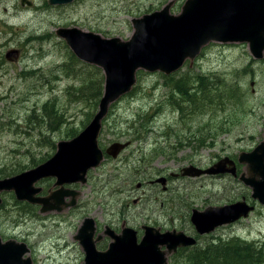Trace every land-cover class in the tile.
<instances>
[{"label": "rangeland", "instance_id": "rangeland-1", "mask_svg": "<svg viewBox=\"0 0 264 264\" xmlns=\"http://www.w3.org/2000/svg\"><path fill=\"white\" fill-rule=\"evenodd\" d=\"M31 1V7L22 5L21 0H1L0 4V168H5L0 179L47 160L56 152L57 143L66 139L64 131L68 127L76 125L81 131L92 119L89 108L66 95L77 81L62 70L70 49L56 36V30L60 26H77L104 37L129 39L134 32V18L160 10L170 2L74 0L68 5H50L48 0ZM185 2L177 0L170 12L180 13ZM41 36L46 37L45 42L28 40ZM10 46L22 47V55L14 63L1 62ZM197 75L209 76L218 90V101L222 88L238 87L244 104L238 105L235 98L227 101L225 109L215 107L213 114L207 113L208 109L194 115L181 112L172 100L176 99L183 109L187 106L169 77L177 81ZM53 99L64 116L58 123L52 120L60 130L48 133L41 128L48 122L41 117V108ZM33 109L37 111L36 119L31 120ZM142 125H148L150 130H142ZM222 126L226 132L220 134ZM40 130H44V135ZM137 130L143 133L134 139ZM213 132L219 136L211 137ZM46 135L55 147L46 143ZM208 136V145H201L200 141ZM127 140L132 144L117 158L106 155L97 168L89 171L87 183L66 184L81 192L76 207L41 213L40 205L30 204L33 207L29 208L22 205L29 203L18 201L14 192H3V239L26 242L33 264H82L85 254L75 235L87 216L96 219L100 231L106 225L121 228L126 221L141 236V224L154 219L162 227L184 229L193 235V208L203 210L245 197L256 205L255 211L248 218L203 236L201 242L239 236L264 247V205L252 198L250 186L231 174L217 178L179 174L181 168L190 164L207 167L224 156L237 160L241 152L254 149L264 140V58L252 55L248 43L211 42L193 61L187 59L169 75L138 70L136 88L110 109L99 144L105 149L114 141ZM159 151H167L169 156L159 155ZM34 160L38 163L33 164ZM238 166L248 175L246 164ZM160 176L168 178L166 190L161 183H152ZM55 180L51 177L37 182L43 188L41 194L54 191ZM139 182L142 187H137Z\"/></svg>", "mask_w": 264, "mask_h": 264}, {"label": "water", "instance_id": "water-1", "mask_svg": "<svg viewBox=\"0 0 264 264\" xmlns=\"http://www.w3.org/2000/svg\"><path fill=\"white\" fill-rule=\"evenodd\" d=\"M71 1L48 0L52 5ZM24 2L33 5L32 1L22 0L23 5ZM173 3L170 1L161 10L134 18V32L126 40L118 36L103 37L77 27L58 30L75 56L103 69L105 85L98 111L78 135L60 140L57 151L49 159L0 179V193L3 190L14 191L18 200L42 205V213L62 212L75 206L81 193L65 185L85 184L88 171L98 167L105 155L116 158L131 144L130 140L116 141L104 151L99 145V136L111 105L136 84L138 69L171 74L180 69L188 58L193 61L202 47L211 41L247 42L254 56L264 57V0H186L179 14L170 12ZM16 53L12 51L8 56ZM238 162L248 168V175L243 172L239 179L252 188V198L264 205V140L253 150L241 152ZM204 174L238 177L237 163L230 156H225L207 168L190 164L181 170L182 176L200 177ZM49 177L56 178L55 187L59 188L48 196L39 195L42 187L36 183ZM165 181L163 176L153 182H161L166 189ZM69 196H72L70 202L66 200ZM255 208L256 205L248 203L244 197L230 204L208 206L203 210L195 208L191 221L198 234L206 235L217 227L248 217ZM145 229L146 233L139 242L137 231L131 227H124L119 234L107 227L106 233L111 234L114 240L108 249L99 250L96 242L102 234L95 239L96 221L93 217H86L76 235L85 252L82 264H168L167 257L158 251L160 242L170 246V251L178 246L197 244L193 235L159 234L152 227ZM29 252L26 242L3 240L0 235V264H33Z\"/></svg>", "mask_w": 264, "mask_h": 264}, {"label": "trees", "instance_id": "trees-1", "mask_svg": "<svg viewBox=\"0 0 264 264\" xmlns=\"http://www.w3.org/2000/svg\"><path fill=\"white\" fill-rule=\"evenodd\" d=\"M68 54V62L62 66V70L68 76L73 77L77 81V85L69 88L66 91V95L68 98L74 97V99L77 98L78 101L82 102L85 107L91 110L89 115H92L93 118L98 110L99 102L104 92L105 76L103 70L98 66L81 61L70 50L68 51ZM169 82H175L173 87L179 93L187 108L183 109L176 99L172 100V103L176 104L179 107L178 109L181 112L184 111L187 115L198 114L206 109H208L207 113L213 114L212 112L215 107L221 106L225 109L227 101L232 99L235 100V98H237L238 105L244 104V98L241 96V93H239L238 87L236 89L222 88L221 96L218 101V90L215 88L209 76H186L177 81L170 76ZM189 84L196 86V90L191 86L189 87ZM71 89H73V91H71ZM58 105L56 99H53L44 104L41 108V112L44 114V116L41 117L48 120L46 124H42L41 128L45 129L48 133H54L55 131L60 130L53 122L55 121L58 123L59 119H63L64 116L61 109L57 107ZM36 113V111H33L30 114L29 119H36ZM84 126H86V124H84ZM143 129L145 131L150 130L148 125H142V130ZM142 130L134 132V139L141 138V134L143 133ZM43 131L40 130L41 135H44ZM79 131L80 128H77L76 125L68 127V129L64 131L65 138H72L76 136ZM210 131L211 129H208V132ZM225 132V127L222 126L218 133L223 134ZM213 134H215V132H213ZM46 136L44 137L46 143L55 147V142L49 136ZM208 139L209 136L205 138V141L201 140L200 144L207 146ZM189 143L191 144L192 141H189ZM166 152L167 151H159L158 154L164 155ZM37 163L38 162L35 160L33 161V164ZM4 169L5 168H0V173H2ZM25 169L27 168H22V171ZM16 173L17 172L12 171L10 175ZM22 205H28L29 208L33 207L30 204L25 203ZM1 207L2 206H0V208ZM22 209L25 212L27 211V209H24L23 207ZM172 264H264V247L258 246L253 241L241 239L239 236H232L226 239L220 237L204 243L199 242L195 246L181 249L174 257Z\"/></svg>", "mask_w": 264, "mask_h": 264}, {"label": "flooded vegetation", "instance_id": "flooded-vegetation-1", "mask_svg": "<svg viewBox=\"0 0 264 264\" xmlns=\"http://www.w3.org/2000/svg\"><path fill=\"white\" fill-rule=\"evenodd\" d=\"M74 1V0H73ZM73 1H71V2H69V3H64V4H60V5H68V4H71ZM171 1V0H170ZM0 4H1V0H0ZM21 4H22V0H21ZM24 4H26V5H28V3L27 2H24ZM177 4V0H174V3L172 4V6H174V5H176ZM23 5V4H22ZM34 5V4H33ZM32 5V6H33ZM29 6V5H28ZM172 6H171V8H172ZM31 7V6H30ZM72 27H77V26H60L57 30H56V36H58V37H60V38H62L65 42H66V46L70 49V47H69V45L67 44V41H66V39H64L63 37H61L59 34H58V30L59 29H61V28H72ZM0 28H1V21H0ZM77 28H79V27H77ZM81 29V28H80ZM86 31V30H85ZM89 32H93V31H89ZM29 41H32V40H37V41H41V42H45L46 41V37L45 36H41V37H38V38H29L28 39ZM211 42H218V41H211ZM211 42H209L208 44H206L205 46H203L202 47V49H201V51H200V54L203 52V49H205L207 46H209L210 44H211ZM21 43L23 44V43H25V40H23V41H21ZM220 43H223V44H238L239 42H231V43H224V42H220ZM240 43H247V42H240ZM248 46H249V44H248ZM20 50H23V48L21 47V49L20 48H18V47H14V46H10V47H8V50L5 52V55H3V57H1V62L2 61H5V62H9V63H14L13 61L14 60H18L19 59V57L22 55V53L20 52ZM71 50V49H70ZM12 51H15V52H17L16 53V55H10V56H8L9 55V53L10 52H12ZM252 53V52H251ZM199 54V55H200ZM252 55H253V53H252ZM36 56V55H35ZM30 57H27L26 59H29ZM264 58V57H263ZM263 58H261V59H263ZM199 76H201V75H199ZM0 111H1V114H0V117L2 116V110H1V108H0ZM33 111H36V109H33ZM32 111V112H33ZM31 112V113H32ZM37 112V111H36ZM211 137H218L219 136V134H211L210 135ZM196 137V135L194 136V138ZM192 143H194L193 141H192ZM165 156H169V153L168 152H166L165 154H164ZM235 160V159H234ZM236 162H237V160H235ZM238 164L239 163H237V167H238V172L239 173H242L241 172V169L239 168V166H238ZM212 165V164H211ZM211 165H209V166H211ZM209 166H207V167H209ZM201 167V166H200ZM207 167H202V168H207ZM181 170H182V168H181ZM181 170H180V175H181ZM173 177H178L179 175L178 174H173L172 175ZM182 176V175H181ZM184 176V175H183ZM206 176H213V177H215V178H217V177H223L224 175H222V174H218V175H206ZM160 177H162V176H160ZM164 177H166V176H164ZM184 177H186V176H184ZM187 177H190V176H187ZM157 178H159V177H157ZM156 178V179H157ZM193 178H195V177H193ZM124 179V178H123ZM155 179V180H156ZM154 181V180H153ZM55 183H56V180H55V182H54V184H53V186L55 187ZM152 183H161V182H152ZM167 183H168V178L166 177V181H165V185H166V189H167ZM162 184V183H161ZM74 185V184H73ZM142 183L141 182H139L138 184H137V187H142ZM163 185V184H162ZM67 188H70V189H74V190H77V189H75V188H73V187H70V186H66ZM163 188H164V186H162ZM59 187H57L56 189H58ZM55 189V190H56ZM166 189H164V190H166ZM49 193H50V190H49V192H48V194H41L42 196H48L49 195ZM78 199H79V197H77V203H76V205L75 206H71V207H69V208H73V207H76L77 205H78ZM66 200L68 201V202H70L71 200H72V196H69V197H67L66 198ZM42 207V206H41ZM195 208H193L192 209V213H193V210H194ZM57 211V210H56ZM58 212V211H57ZM191 216H192V214H191ZM95 219V218H94ZM84 220V219H83ZM190 220H191V217H190ZM95 221H96V219H95ZM83 222V221H82ZM192 222V221H191ZM96 226H97V231H96V234H95V239H97L98 238V236L99 235H101L102 234V238L101 239H99L97 242H96V245H97V247H98V249L99 250H106V249H108V247L110 246V244H111V242L114 240L113 238H112V236H111V234H108V233H106V230H107V227H110L116 234H119V233H121L122 232V230H123V228L124 227H130L129 225H127V223H126V221H123L122 222V225H121V228L120 227H118V228H114L113 226H110V225H106V226H104V229L102 230V231H100V230H98L99 229V226H98V222L96 221ZM139 227V226H138ZM146 227H152V228H154V231L156 232V233H159V234H163V233H166V232H176V233H186V234H188V235H192V234H190V233H188V232H186L184 229H177V228H175V227H173V228H171V229H168V228H165V227H162L160 224H159V222L157 221V220H154V219H152L151 221H149V222H143V224H141V226L139 227V228H141L142 229V231H140V233H142V235L141 236H139L138 235V230L137 229H135V228H133V229H135L136 231H137V236H138V241L140 242L142 239H143V237H144V235H145V233H146ZM80 228V227H79ZM132 228V227H131ZM78 231H79V229H78ZM78 231H77V233H76V235L78 234ZM76 235H75V239H76ZM193 236L194 237H196L197 239H198V241L199 242H201V238L203 237V236H205V235H199L198 236V233H197V231H196V229H195V234H193ZM77 240V239H76ZM169 240V239H168ZM78 241V240H77ZM79 242V241H78ZM163 242V241H162ZM80 244V243H79ZM80 246H81V244H80ZM82 247V246H81ZM158 251L161 253V254H163V256H166L167 257V260H168V264H172V262H173V259H174V257L179 253V251L181 250V249H185V248H187V247H189V246H178L177 247V249L176 250H172V251H170V249H169V247H168V245L167 244H165V243H159L158 244ZM83 249V248H82ZM84 251V250H83ZM84 254H85V252H84ZM85 257V256H84Z\"/></svg>", "mask_w": 264, "mask_h": 264}, {"label": "bare ground", "instance_id": "bare-ground-1", "mask_svg": "<svg viewBox=\"0 0 264 264\" xmlns=\"http://www.w3.org/2000/svg\"><path fill=\"white\" fill-rule=\"evenodd\" d=\"M29 74H30V73H29ZM100 101H101V100H100ZM99 104H100V102H99ZM95 114H96V113H95ZM95 114H94V115H95ZM222 175H224V174H222Z\"/></svg>", "mask_w": 264, "mask_h": 264}]
</instances>
